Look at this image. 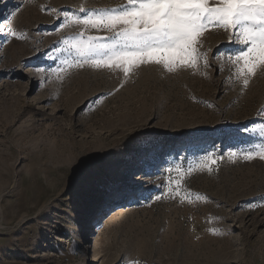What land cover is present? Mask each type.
<instances>
[{
  "label": "rangeland",
  "instance_id": "obj_1",
  "mask_svg": "<svg viewBox=\"0 0 264 264\" xmlns=\"http://www.w3.org/2000/svg\"><path fill=\"white\" fill-rule=\"evenodd\" d=\"M126 2L0 0V264H264V69L219 28L195 69L69 67L64 13Z\"/></svg>",
  "mask_w": 264,
  "mask_h": 264
},
{
  "label": "snow or ice",
  "instance_id": "obj_2",
  "mask_svg": "<svg viewBox=\"0 0 264 264\" xmlns=\"http://www.w3.org/2000/svg\"><path fill=\"white\" fill-rule=\"evenodd\" d=\"M79 11L83 15L64 13L62 24L83 25L73 39L63 41L77 57L69 67L121 70L125 77L151 63L169 72L195 69L202 55L199 38L219 28L231 31L230 43L241 45L229 59L245 87L264 69V0H127L115 8ZM93 29L108 35H85ZM242 154L245 159H264V145Z\"/></svg>",
  "mask_w": 264,
  "mask_h": 264
},
{
  "label": "bare ground",
  "instance_id": "obj_3",
  "mask_svg": "<svg viewBox=\"0 0 264 264\" xmlns=\"http://www.w3.org/2000/svg\"><path fill=\"white\" fill-rule=\"evenodd\" d=\"M96 236H98V235L95 234V237H96ZM93 237H94V236H93ZM91 241H92V240H91ZM93 241H95V244H94V245H95V247H96V245L98 244L99 238H98V237H97V238H94Z\"/></svg>",
  "mask_w": 264,
  "mask_h": 264
}]
</instances>
